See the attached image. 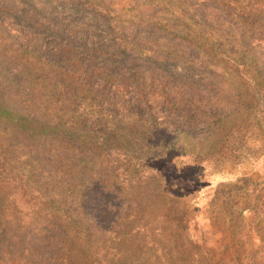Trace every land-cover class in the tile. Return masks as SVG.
I'll use <instances>...</instances> for the list:
<instances>
[{
  "label": "rangeland",
  "instance_id": "obj_1",
  "mask_svg": "<svg viewBox=\"0 0 264 264\" xmlns=\"http://www.w3.org/2000/svg\"><path fill=\"white\" fill-rule=\"evenodd\" d=\"M83 263L264 264V0H0V264Z\"/></svg>",
  "mask_w": 264,
  "mask_h": 264
},
{
  "label": "trees",
  "instance_id": "obj_2",
  "mask_svg": "<svg viewBox=\"0 0 264 264\" xmlns=\"http://www.w3.org/2000/svg\"><path fill=\"white\" fill-rule=\"evenodd\" d=\"M104 164H105V161L103 160V158H101V156L96 157L94 159H91L89 162H87V164L84 165L86 168H89V171H83L81 173V175L82 176H88L89 173H92V172L93 173H99L102 169L104 170V167H103ZM82 176L77 179V180H80V183L76 184V186L72 192V197H73L74 203L77 206V208L75 209L74 216L71 217V222L73 225V229L75 230V233H86L89 230V228L92 227V224H90V223L95 222V217H93L94 214L91 213L89 216H87L86 211L85 210L82 211L81 208L85 205L86 202H89L90 199H91V203L94 204L95 197L98 196L97 195L98 192L96 194H94L92 188L87 190L86 185L83 187L82 184H84L86 181H84L85 179H82ZM91 180L92 179L90 178V182H91ZM50 195H51V193L48 195L44 194V196L46 198L50 197ZM84 250L85 249L79 250V252L80 253L84 252ZM90 254L91 255H89V257L94 256L92 253H90ZM80 255L84 256L85 259L88 258V255H86V253H83Z\"/></svg>",
  "mask_w": 264,
  "mask_h": 264
}]
</instances>
